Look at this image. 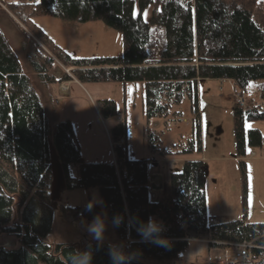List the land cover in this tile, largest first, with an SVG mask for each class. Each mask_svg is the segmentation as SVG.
<instances>
[{
  "label": "trees",
  "instance_id": "16d2710c",
  "mask_svg": "<svg viewBox=\"0 0 264 264\" xmlns=\"http://www.w3.org/2000/svg\"><path fill=\"white\" fill-rule=\"evenodd\" d=\"M7 8L34 36L48 43L33 17L53 14L83 22L102 20L120 31L122 55H66L69 60L64 65L72 68L80 82H143L148 148L159 156L203 152L200 80L228 79L245 94L264 80V0H9ZM257 88L264 91L262 84ZM98 106L103 118L118 115L115 100L102 99ZM232 109L236 150L243 157L249 149L264 146L261 130L246 127L247 122L264 121V101L245 108L234 102ZM155 121L160 124L154 128ZM183 125L189 127L188 134ZM175 126L182 131L167 145L165 136ZM152 128L161 130V135H155ZM127 133L122 120L110 130L113 142L118 143L117 167L114 162L85 161L71 120L60 121L52 131L36 89L0 28V236L16 241L13 248L0 243V264H69L72 252L89 249L92 264H111L109 243L87 237L78 243L47 240L56 210L69 219L68 209L56 200L57 180L64 189L96 188L108 219L123 217L120 226L113 224L122 238L116 244L126 252L141 254L132 264H177L191 243L189 237L206 239L216 248L253 242L254 253L264 249L263 222H250L245 214L241 219L210 223L207 166L201 159L186 160L181 172L167 176L166 195L153 198L151 159L130 156ZM122 139L124 143L119 144ZM157 141L162 144L155 145ZM240 163L244 172L246 164ZM72 164L78 166V176L71 174ZM83 211L96 215L87 206ZM176 215L183 217L185 227L174 223ZM150 217L168 225L162 233L170 242L168 247L138 235L137 222Z\"/></svg>",
  "mask_w": 264,
  "mask_h": 264
},
{
  "label": "rangeland",
  "instance_id": "374dc122",
  "mask_svg": "<svg viewBox=\"0 0 264 264\" xmlns=\"http://www.w3.org/2000/svg\"><path fill=\"white\" fill-rule=\"evenodd\" d=\"M8 1L0 0V28L8 37L22 70L29 76L36 89L52 131L56 130L60 121L71 120L84 160L88 162L113 161L114 149L110 130L119 120H122L127 123L130 156L137 159L156 156L157 154L152 153L148 148V125L143 106L145 93L143 82H80L73 78L72 68L64 65L69 60L66 55L72 58L122 55L124 45L121 32L108 26L102 20L83 22L63 19L53 14L33 17L32 21L44 32L48 43L44 41V38L34 36L27 26L9 11ZM23 30L34 39V42L24 34ZM47 55L51 57V61ZM51 79H56V81ZM248 97L252 99V103L248 102L249 104L261 100L259 89L250 86ZM102 99L116 101L117 116L103 118L98 106ZM234 102H236L234 88L223 84L218 79L200 80L198 105L202 121L203 152L169 156L167 162L161 164L165 173H178L182 171L186 160L204 157L203 161L207 166L208 213L214 216L219 223L234 220L233 218L241 219L245 214L248 218L251 212L254 220H261L258 218H262L261 214L264 215V209L262 210L264 208V146L257 148L259 149L257 159L250 160L248 155L250 149L243 157L237 154L232 109ZM187 121L189 119L185 122ZM159 124V121L152 122V127H158ZM246 127L258 128L264 134V121L247 122ZM181 128L186 134L189 133L188 126L183 125ZM151 131L155 135L162 133L159 129L152 128ZM180 131H182L180 127L175 126L173 131L167 135L173 140L166 144H172L177 137L175 133ZM53 143L51 136L49 144L54 152ZM154 144L158 146L162 143L157 141ZM241 160L246 164L244 172ZM77 170L76 166H72L71 174L76 176ZM56 182L55 190H59V198L57 197L58 200H56L60 199L63 204L67 202L66 205L70 208L77 209L87 205L92 200L90 197H93V201L101 200L98 191L95 196L93 192H90L93 190L64 189L63 185L59 184L60 181ZM93 210L96 215H101L104 210L103 204L100 206L96 204ZM96 215L87 213L84 224L78 220V225H75L69 223L56 210L53 230L47 240L78 243L86 236L91 238L87 232V225ZM105 217L107 225L112 228L111 232L106 230L105 234L108 232L114 235L113 223L106 213ZM106 237L109 239V236ZM107 238L105 241H108ZM188 240L193 242L181 254V259L177 264H205L208 261L216 264H248L243 260L235 261L238 248L234 244L219 251L216 247L209 246L206 239L189 237ZM0 243L9 248L16 246V241L7 236H0ZM225 255L226 262L224 261Z\"/></svg>",
  "mask_w": 264,
  "mask_h": 264
},
{
  "label": "clouds",
  "instance_id": "9594fccd",
  "mask_svg": "<svg viewBox=\"0 0 264 264\" xmlns=\"http://www.w3.org/2000/svg\"><path fill=\"white\" fill-rule=\"evenodd\" d=\"M96 203L103 204L102 200H95L87 205V210L92 211ZM113 224L120 226L123 222L122 216H116L113 218ZM136 231L138 235L142 237L144 241L151 242L161 247H168L170 242L162 236L165 231L163 223L158 221L154 217H150L147 222L138 221ZM107 229L106 218L104 215H96L92 222L87 225V232L98 243L102 244L105 240V232ZM108 255L111 260V264H132L134 260H138L140 257L139 252H126L125 248L121 244H110L108 248ZM93 253L92 251H74L69 257V264H92Z\"/></svg>",
  "mask_w": 264,
  "mask_h": 264
},
{
  "label": "crops",
  "instance_id": "0c3cea01",
  "mask_svg": "<svg viewBox=\"0 0 264 264\" xmlns=\"http://www.w3.org/2000/svg\"><path fill=\"white\" fill-rule=\"evenodd\" d=\"M74 79H76L75 77H73ZM219 80V79H218ZM222 82H223V84L225 83L226 85H229L230 87H232V88H234V83L231 81V80H228V79H225V80H221ZM262 84V86H264V80H260V81H257L252 87H254V88H256L257 86H259V85H261ZM66 90V89H65ZM254 91H255V93H257V90H255L254 89ZM260 91V96H261V100H257V101H259V102H263L264 100V91H261V90H259ZM251 100V101H250ZM249 100V102H251L252 103V99H250ZM256 101V102H257ZM253 103H255V101L253 102ZM250 105H253V104H250ZM156 122H158V121H156ZM187 123V122H186ZM168 133L166 134V136H165V141H166V143L167 142H170V141H172L173 139H169L168 138ZM127 141V140H126ZM127 144H128V142H127ZM255 153V154H254ZM113 155H114V160L113 161H106V162H109V163H111V162H114L115 163V161H116V154H115V150H114V152H113ZM249 158H250V160H253V159H257V158H259V149H257V148H251L250 149V151H249ZM169 156H159L158 154L156 155V156H153V157H149V159H151V161L149 162V165H148V171H149V185H150V191H151V195H152V197H157V198H159V197H163V196H165L166 195V181H167V176L168 175H170V174H168V173H165L163 170H162V166H161V164L162 163H166L167 162V160L169 159L168 158ZM198 159H201V160H203L204 159V157L202 156L201 158H198ZM86 161V160H85ZM152 166H153V168H152ZM76 167H77V169H78V166L76 165ZM78 171V170H77ZM76 176H78V173H77V175ZM57 183V182H56ZM59 186V185H58ZM57 186V187H58ZM87 190H93V191H90V192H93V195H95L96 196V192L98 191L96 188H91V189H87ZM58 189H57V191H56V199H57V197L59 198V195H58ZM90 199H92V200H90V202H92L93 201V197H90ZM58 200V199H57ZM102 200V199H101ZM59 201H61L60 199H59ZM95 201V200H94ZM89 202V203H90ZM66 203L67 202H65V204H63L64 205V207L65 208H68L69 206L68 205H66ZM88 203V204H89ZM87 204V205H88ZM98 206H100V203H96ZM87 205H85V206H82L81 208H77V209H83L84 210V207H86ZM264 208H262V210H263ZM103 212H101V215L103 214L104 216H105V212H104V210H102ZM85 213L87 214V212L85 211ZM207 213H208V205H207ZM86 214H85V217L84 218H80L79 220L82 222V224H84V221H86ZM208 216H209V218H214L215 220H216V218L214 217V216H212V215H209V213H208ZM224 217H227V216H224ZM252 217H254L253 216V213L251 212L249 215H248V218H247V220L248 221H250V222H263L264 223V215L263 214H261L260 215V217H262V218H258V219H261V220H254ZM106 218V217H105ZM233 219H236V218H233ZM66 220L69 222V223H72V224H74L73 222H71V220L70 219H67L66 218ZM106 221H107V219H106ZM227 221V220H226ZM226 221H224V222H226ZM229 221V220H228ZM216 222L217 223H219L217 220H216ZM222 223V222H221ZM113 226V225H112ZM113 229H114V227H113ZM107 231H112V228L110 227V226H108L107 225V229H106ZM108 232L105 234V239L107 238L106 236H109V239H108V241H103L104 243H109V244H116V243H118V241H120L122 238H121V236H118L117 234H116V232H115V230H114V235H111V233H109L108 235ZM87 237V236H86ZM85 237V238H86ZM91 237V236H90ZM128 238H129V240H131V237L130 236H127ZM87 238H89V237H87ZM89 239H93L92 237L91 238H89ZM94 240V239H93ZM219 251H221L223 248H217ZM214 255V254H213ZM213 257V256H212Z\"/></svg>",
  "mask_w": 264,
  "mask_h": 264
},
{
  "label": "built area",
  "instance_id": "2783aa9c",
  "mask_svg": "<svg viewBox=\"0 0 264 264\" xmlns=\"http://www.w3.org/2000/svg\"><path fill=\"white\" fill-rule=\"evenodd\" d=\"M234 97L236 103H238L242 107H246L248 105V100L246 98V95L242 93L239 89L234 88ZM124 142V140H122ZM84 216V213L82 211L76 212V216L72 218L73 223H78V218H81ZM174 223L177 224L180 227H185V222L183 220V217H174ZM212 223H215L214 219H210ZM163 223V222H162ZM164 229L168 228V225L163 223ZM235 246L239 248V251L235 255V260H248V261H263L264 262V249L259 251L258 253H254L252 251L253 242H243V243H234Z\"/></svg>",
  "mask_w": 264,
  "mask_h": 264
}]
</instances>
